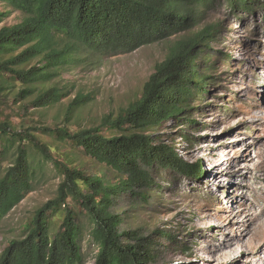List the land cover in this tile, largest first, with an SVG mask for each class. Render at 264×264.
Listing matches in <instances>:
<instances>
[{"label":"trees","instance_id":"16d2710c","mask_svg":"<svg viewBox=\"0 0 264 264\" xmlns=\"http://www.w3.org/2000/svg\"><path fill=\"white\" fill-rule=\"evenodd\" d=\"M222 1L0 0V25L13 12L21 15L19 23L0 29V103L34 97L33 108L57 104L69 93L46 85L61 69L168 41L166 57L155 64L140 94L96 126L75 132L43 127L32 133L0 116V222L32 192L45 164L60 179L56 196L24 224L22 237L8 242L0 264H86L81 243L87 226L97 248L94 264H163L164 250L178 244L175 235L159 228L148 234L122 230L115 201L128 193L146 199L156 187L155 170L190 179L204 175L201 161L190 164L179 155L175 139L167 143L149 131L168 123L197 124L190 119L198 110L193 104L208 94L211 44L221 35L219 23L201 21ZM258 3L225 0L223 5L250 13ZM91 101V95H77L67 114ZM38 134L81 150L111 177L88 175L71 156L60 155V146L48 145ZM179 136L180 150L197 144L185 133ZM58 215L62 220L54 230Z\"/></svg>","mask_w":264,"mask_h":264},{"label":"rangeland","instance_id":"374dc122","mask_svg":"<svg viewBox=\"0 0 264 264\" xmlns=\"http://www.w3.org/2000/svg\"><path fill=\"white\" fill-rule=\"evenodd\" d=\"M257 1L253 12L234 13L223 0L202 18L201 25L219 23L221 35L211 44L214 68L206 71L213 77L208 94L193 104L198 110L190 119L197 124L168 123L149 131L167 143L175 139L179 155L190 164L201 161L204 175L190 179L155 170L156 187L148 190L146 199L128 193L115 201L122 230L139 228L148 234L159 228L175 235L178 244L164 250L163 264H264V0ZM0 11H4L1 4ZM20 20L21 15L13 12L0 29ZM167 48L164 41L65 67L46 87L61 88L69 93L66 98L44 108L32 107L34 97L21 103L8 99L0 103V116L8 117L16 129L32 133L43 127L64 126L75 132L96 126L105 114L126 107L140 94ZM79 94L91 95L92 101L68 115ZM181 132L197 142L187 152L179 148ZM38 136L48 145L60 146V155L71 156L88 175L111 177L104 165L81 150ZM59 183L50 163L45 164L32 192L0 222V254L10 240L23 236L24 224L56 196ZM54 219L56 230L62 217ZM89 228L81 245L86 264H94L97 248Z\"/></svg>","mask_w":264,"mask_h":264}]
</instances>
